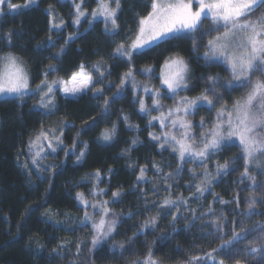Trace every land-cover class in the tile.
Returning <instances> with one entry per match:
<instances>
[{"label": "trees", "instance_id": "obj_1", "mask_svg": "<svg viewBox=\"0 0 264 264\" xmlns=\"http://www.w3.org/2000/svg\"><path fill=\"white\" fill-rule=\"evenodd\" d=\"M27 2L8 0V3L16 5ZM149 5L150 0H122L118 34L107 32L102 19L89 22V17L82 19L79 25L73 24V0H35L30 7L20 10H10L5 3L0 8L3 10L0 15V55L11 52L24 59L33 84L40 82L41 73L49 65L57 69L50 73L49 80L58 77L68 79L81 63L92 71L94 77H99L93 68L99 62L100 72L104 73V79L95 85L96 88H104L102 97L97 98L88 92L70 98L57 92V107L52 113L38 108V95L0 99V264H133L137 258L146 256L149 249L159 264H187L191 257L205 256L230 240L234 226L240 233L242 229L251 230L257 224H264V174L257 167V159L253 160L249 172L255 177V185L246 178L241 182L245 161L241 158L238 143L225 147L207 161L205 166L210 178L215 179H212L208 191L199 196L194 194V185L201 184L203 179L200 163L185 164L183 173L175 176L178 165L176 153L167 146L161 150L159 142L149 137V132L159 135L161 128L156 122H153L154 127H149L151 117L139 111V102L133 98L131 84L104 115V100L116 93L117 88L113 85H118L121 74L128 70L123 61L113 59L112 53L119 42L127 41L135 32L138 16L146 15ZM84 7L91 13L96 7L95 0H84ZM261 15H264V8L257 9L250 18ZM53 18L55 23L63 20L64 24L60 28L51 27L50 19ZM210 27V23L205 21L204 30ZM9 34L10 42L6 39ZM69 35L73 37L71 40L67 39ZM215 35L217 33H197L198 49L193 48L191 39H176L161 44L148 55L136 57L133 62L136 81L149 87H160L159 80L149 79L143 69L155 67L153 76L156 77L166 58L179 55L190 68L189 90L181 92L180 96L199 95L207 87L206 78L218 76L221 86L217 87V92L223 97L220 103L226 102L231 107L232 101L244 96L247 90L224 88L223 83L231 79L230 72L222 63H206L202 58L206 50L204 45ZM61 48L63 53L57 55ZM253 79L264 77L257 74ZM137 95L151 106V99L142 92ZM161 102L165 110L174 104L173 99L164 93ZM215 112L216 109L209 111L207 107H201L198 114L188 119L198 125L201 117L212 121ZM158 114L155 111L151 113L153 116ZM124 116L128 117L127 122ZM114 124L117 134L110 142L103 141L101 133ZM41 127L56 129L57 134L63 129V144L56 152L46 145L43 151L40 148L29 149L30 139H35ZM193 132L199 136L200 128H194ZM133 139L137 141L135 145H132ZM74 140L77 143L75 154L71 150ZM85 142V155L77 162L76 155L84 148ZM65 151L68 152L67 157ZM36 152L40 155L35 156ZM34 157L35 164L32 163ZM225 161L230 163L228 173L216 177L217 163ZM258 162L264 166V159L260 161L258 158ZM154 165L161 171L157 172ZM141 167L145 168V178L138 181L136 178ZM97 169L101 172L100 182L93 179ZM188 169H194L195 176ZM169 173L173 175L169 176ZM94 185L104 193L93 197ZM115 191L121 195L113 201L112 192ZM77 193H83L90 202L107 200L119 219L116 231L102 250H91V222L87 226L81 223L85 209L77 201ZM214 194H217L215 199ZM165 197L186 199L188 203H181L179 210L172 206L170 215L166 210L158 216L155 229L147 228L141 232L140 225L158 215V206ZM252 198L257 201L255 214L248 216V201ZM220 199L231 202L221 204ZM87 210L92 215L93 210ZM52 211L65 214L62 218L69 216L68 226L49 219ZM173 216L178 217L175 222ZM214 220L223 222L222 233L216 231ZM64 242L69 245L63 247ZM113 245H124L127 251L120 254ZM253 246L264 247V231H249L246 238L229 250V255H214L224 264H264V254L245 251Z\"/></svg>", "mask_w": 264, "mask_h": 264}, {"label": "snow or ice", "instance_id": "obj_2", "mask_svg": "<svg viewBox=\"0 0 264 264\" xmlns=\"http://www.w3.org/2000/svg\"><path fill=\"white\" fill-rule=\"evenodd\" d=\"M7 3L10 10H18L21 7H30L34 0L21 6L8 3V0H0V5ZM74 3L75 17L73 24L79 25L82 19H89V22L101 18L105 25V30L110 34H118L120 25L118 24L119 13L122 10V0H95L96 7L91 13L84 7V0ZM150 10L146 15L138 16L136 29L133 34L128 37L126 42H119L113 53V59L123 61L128 70L121 74L116 93L109 99L104 100L103 113L107 115V110L112 103L121 98L126 91V86L131 84L133 98L138 99L139 111L149 115V127H154L156 122L161 128L159 135L149 132V137L159 142L161 150L170 147L172 152L176 153L178 160L175 176H180L184 171V165L189 162H199L203 168V179L201 184L194 185L195 193L203 196L208 191V186L212 179L206 168V163L211 157L217 155L225 147L238 143L241 151V158L245 161L244 172L241 173L242 180H251L255 185V177L249 172V165L259 156H264V79H256L253 77L259 74L264 77V15L251 19L252 13L259 8H264V0H150ZM0 11H3L0 9ZM51 16V13H50ZM208 21L211 27L204 30V23ZM51 27L60 28L64 21L55 23L54 18L50 19ZM222 30V31H221ZM197 33L201 35H211L217 33L204 45L205 51L203 59L206 63H222L226 70L230 72L231 79L223 83V87L229 90H237L245 88L246 94L239 99L233 100L231 107L228 104L220 103L223 100L222 95L217 92V87L221 86V78L209 75L206 78L207 87L195 96H180L183 91L189 90L188 74L190 68L188 62L179 55L166 58L159 66V75L154 77L156 68L146 66L143 69L144 74L149 78L159 80L160 87H149L147 84H140L136 81L133 62L136 57L148 55L152 50L161 46V44L169 43L176 39H191L193 48L198 49L200 45L197 42ZM73 37L69 35L67 38L71 40ZM10 42V34L6 37ZM51 40V37L49 38ZM63 53L61 48L60 55ZM93 68L99 73V77H94L92 71L85 64L81 63L76 72L68 79L58 77L49 80L51 72L57 71L54 65H49L42 73V79L35 85L30 87V77L28 70L23 61L14 53H7L0 56V95L16 96L23 98L29 92L38 95V106L52 113L57 107L55 100L57 92L64 96L77 97L88 92H92L97 98L103 96L104 88H96L95 85L104 79V73L100 72L99 62L93 65ZM111 83V82H110ZM142 92L145 97L151 99V106L146 104L144 98H140L137 94ZM162 93L173 99L174 104L167 107L162 104ZM212 97V98H210ZM178 98V99H177ZM217 104H220L217 107ZM201 107H207L209 111L216 109L215 118L208 121L201 117L198 125H194L188 117L198 114ZM155 111L158 115H151ZM123 119L127 122L128 117ZM95 120L93 119V123ZM130 127H137L132 126ZM199 127L200 133L197 136L193 129ZM168 129L167 131H164ZM175 130V131H173ZM79 132L77 136H79ZM117 134V128L114 124L111 129H105L101 133V138L105 142H110ZM64 135L63 129L57 134L56 129H47L43 127L39 130L35 139H30L29 149L36 148L39 144L41 151L44 150L43 141L47 142V148L52 152H56L58 147L63 144L61 137ZM53 140L56 142L53 145ZM137 141L132 140V145ZM77 143L74 140L71 150L75 154ZM87 142L84 148L76 155V161L80 162L85 155ZM40 152H36L35 156H39ZM68 152L65 151L67 157ZM32 163H36L34 157ZM27 166V165H26ZM131 166V165H130ZM157 172L161 171L157 166ZM257 167L264 174V166H261L257 160ZM230 169L229 161L223 164L217 163L216 177L227 174ZM195 176L194 169H188ZM111 172V169H109ZM172 176V173L168 174ZM145 178V168H140V174L137 176L138 181ZM93 179L97 182L101 181V172L97 169L93 175ZM203 185V186H202ZM171 188V185H168ZM103 189H96L93 186L91 195H102ZM121 195L119 191L112 192L113 201ZM214 194V199H215ZM199 196L197 198H199ZM77 201L84 206V219L81 221L85 226L91 222L92 230V249L96 250L109 240L116 231L119 222L118 217L108 206L107 200L90 202L84 198L83 193H77ZM221 204H228L231 201L220 199ZM237 205L238 198L235 199ZM187 205L186 199L177 198L172 200L165 197L163 203L158 206V215L145 220L140 225V231L147 228L155 229L157 226V218L160 214H171L170 208L175 206L179 210L180 204ZM257 201L252 198L248 201V209L246 215L255 214L254 209ZM93 210L92 215L88 210ZM212 209L209 208V212ZM131 213H129V216ZM98 217V218H97ZM177 216H173L175 222ZM213 225L218 233L223 231V222L213 221ZM264 231V224H257L251 230L242 229L240 233L235 231L233 227L232 237L226 243H222L219 248L213 249L212 252L205 256H193L187 264H224V261L217 260L214 253H223L229 255V250L241 239L246 238L249 231ZM138 235V233H134ZM131 242V241H130ZM113 249L123 254L124 245H113ZM79 250V246H78ZM249 254H264V247H250L245 249ZM133 264H159L154 258V253L149 249L146 256L137 258Z\"/></svg>", "mask_w": 264, "mask_h": 264}, {"label": "rangeland", "instance_id": "obj_3", "mask_svg": "<svg viewBox=\"0 0 264 264\" xmlns=\"http://www.w3.org/2000/svg\"><path fill=\"white\" fill-rule=\"evenodd\" d=\"M34 3H35V0H34ZM34 3H32V4H34ZM32 4H31V5H32ZM21 6H23V5H21ZM1 7H2V5H0V8H1ZM25 8H28V7H21L20 9H25ZM20 9H18V10H20ZM0 15H1V11H0ZM98 19H101V18H98ZM253 20H255V19H253ZM125 42H126V41H125ZM3 55H6V54H3ZM0 56H2V55H0ZM16 56H17V55H16ZM18 57H19V56H18ZM19 58L23 61V63L25 64V66H26V68H27V70H28V66H27V64H26V61H25L24 59H22L21 57H19ZM28 73H29V70H28ZM29 77H30V87L35 88V85H36V84H33L30 73H29ZM29 94H32V93L29 92L27 95H29ZM61 94H62V93H61ZM27 95H25L24 97H26ZM62 95H63V94H62ZM63 96H64V95H63ZM24 97H23V98H24ZM64 97L74 98V97H72V96H64ZM9 98H18V97H16V96L0 95V99H9ZM37 106H38V105H37ZM38 108L41 109V110H43V111H45V112H48L47 110H45V109H43V108H40L39 106H38ZM167 130H168V129H165L164 131H167ZM173 131H175V130H173ZM44 142H46V141H43L42 143H43L44 145L47 146V142H46V143H44ZM55 144H56V142L53 140V145L55 146ZM36 148H40V147H39V144H38V146H37ZM258 158H259L260 161H261V159H264L263 156H259ZM258 158H257V160H258ZM49 215H50L49 219H53L55 223L60 224V225L68 226V223H69V220H68L69 218H68V217H69V216L66 215L65 218H62L63 216H65V214L60 215L59 213H57V212H55V211L49 212ZM71 219H72L73 221H76V219H74V218H72V217H71ZM68 245H69V243H66V242L63 243V247H67Z\"/></svg>", "mask_w": 264, "mask_h": 264}]
</instances>
